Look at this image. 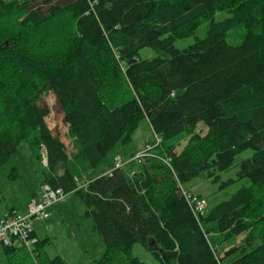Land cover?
<instances>
[{
    "label": "trees",
    "instance_id": "16d2710c",
    "mask_svg": "<svg viewBox=\"0 0 264 264\" xmlns=\"http://www.w3.org/2000/svg\"><path fill=\"white\" fill-rule=\"evenodd\" d=\"M203 24L202 37L175 46ZM143 47L156 54L141 57ZM47 87L72 152L37 103ZM142 120L151 143L160 139L151 154L76 190L69 157L98 167ZM22 142L40 164L45 152L42 184L90 208L104 246L92 264H264V0H0V167ZM247 149L220 188L249 185L194 211L185 184L202 175L217 183ZM46 242L30 252L39 264H66L45 257Z\"/></svg>",
    "mask_w": 264,
    "mask_h": 264
},
{
    "label": "rangeland",
    "instance_id": "374dc122",
    "mask_svg": "<svg viewBox=\"0 0 264 264\" xmlns=\"http://www.w3.org/2000/svg\"><path fill=\"white\" fill-rule=\"evenodd\" d=\"M226 13L216 14L215 19H221ZM206 24L200 25L196 33L186 38L175 41L177 48H184L193 43L195 37H202ZM240 32H232L228 37L230 43H237L240 38ZM140 56L151 58L156 52L149 47L140 49ZM39 105L47 104L49 113L46 116V123L51 128L53 135L58 136L67 147L68 152H72L71 140L67 135V127L62 122V113L56 103L55 95L51 89H45L37 96ZM203 125L199 122L198 126ZM154 140V134L146 120H142L135 130L132 142L128 145L117 144L103 162L98 167H92L88 163L78 161L72 156L69 157L67 166L70 171L77 175L81 180H88L97 175L104 165L113 164V157L116 153L120 154L122 159L130 158L127 153L134 155L136 151L143 147L145 141L151 143ZM186 142V141H185ZM184 140L179 145V150L185 144ZM146 144V143H145ZM134 152V153H133ZM251 149L244 150L237 154L233 165L220 172L221 180L213 182L204 175L199 176L185 184L189 194H200L203 196L204 204L212 206L217 202L226 199L242 185H249V180L243 178L235 180L230 185L220 188L222 181L229 178H236L238 165L242 159L252 155ZM42 160V159H41ZM122 160V161H123ZM46 167V164H43ZM41 164L35 158L33 151L26 142H22L17 152L0 167V215L7 213L8 210L15 208L21 214L27 213V207L31 198L38 197L39 189L43 182V169ZM126 171L129 166L122 167ZM40 193V192H39ZM38 194V195H37ZM90 208L85 204L78 193L70 192L65 200L55 204L49 209V217L45 220H33L32 226L35 227L38 239L47 238V242L40 250L45 257L53 258L56 255L62 257L66 264H92L94 259L99 258L104 252L103 241L100 234L93 228L91 219L86 211ZM241 238L237 239L240 242ZM16 251L13 255L5 253L0 244V264H39L41 259L36 254L23 246L19 241L15 242ZM33 249V247L31 248ZM134 252L139 256L149 259L145 251L136 245Z\"/></svg>",
    "mask_w": 264,
    "mask_h": 264
},
{
    "label": "built area",
    "instance_id": "2783aa9c",
    "mask_svg": "<svg viewBox=\"0 0 264 264\" xmlns=\"http://www.w3.org/2000/svg\"><path fill=\"white\" fill-rule=\"evenodd\" d=\"M159 142L160 139L158 137H156L154 143L147 142L141 150L136 152L127 161H122L119 157H116L114 159V166L112 170L122 168L129 162L140 163L144 157L151 154V150ZM41 156V162L46 164V155L44 151H42ZM112 170L107 174L110 175ZM74 182L76 183V190L84 189L88 184V181H81L77 177H74ZM182 193L194 211L203 210L205 204L202 199H197L185 190H182ZM66 196L67 194L61 188H52L50 185L43 183L38 197L31 199L26 214L13 212L10 215L7 214L0 217V244L12 246L15 245L16 241H19L23 246L27 247L31 251V248L37 242L36 237L31 236V231L33 230L32 221L47 219L49 217L50 207L63 202Z\"/></svg>",
    "mask_w": 264,
    "mask_h": 264
},
{
    "label": "crops",
    "instance_id": "0c3cea01",
    "mask_svg": "<svg viewBox=\"0 0 264 264\" xmlns=\"http://www.w3.org/2000/svg\"><path fill=\"white\" fill-rule=\"evenodd\" d=\"M148 141H145L144 142V144L145 143H147ZM144 144H143V146H144ZM143 147H141V148H139L136 152H138L139 150H141ZM134 153V152H133ZM128 154H132V153H127V156H128ZM130 156V155H129ZM116 157H119L121 160H123L122 159V157H121V155L120 154H118V153H116V155L113 157V164H110V165H104L103 167H102V169L97 173V175H95V176H93V177H91V178H89V179H92V178H95V177H98V176H100V175H103V174H107L109 171H111L112 169H113V166H114V159L116 158ZM123 161H127V159H125V160H123ZM75 177H77L78 178V176L76 175ZM78 179H80V178H78ZM88 179V180H89ZM81 180V179H80ZM81 181H86V180H81ZM39 192H40V189H39ZM39 192H38V194H39ZM37 194V195H38ZM68 195V194H67ZM32 199V198H31ZM12 210V212H15V213H19V212H17L16 210H15V208H12L11 209ZM27 211H28V207H27ZM21 214V213H20ZM49 215H50V213H49ZM33 227V226H32ZM33 231H34V236L36 237V239H38V235H37V233H36V230H35V227L33 228Z\"/></svg>",
    "mask_w": 264,
    "mask_h": 264
}]
</instances>
